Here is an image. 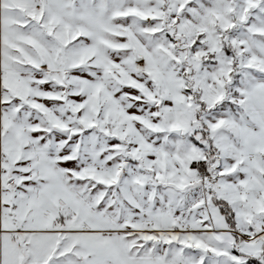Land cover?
Here are the masks:
<instances>
[{
    "label": "snow or ice",
    "instance_id": "1",
    "mask_svg": "<svg viewBox=\"0 0 264 264\" xmlns=\"http://www.w3.org/2000/svg\"><path fill=\"white\" fill-rule=\"evenodd\" d=\"M0 264H264V0H0Z\"/></svg>",
    "mask_w": 264,
    "mask_h": 264
}]
</instances>
